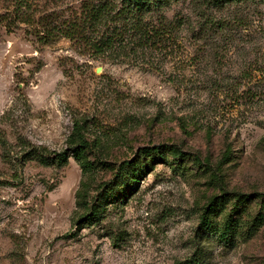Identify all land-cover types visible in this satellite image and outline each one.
<instances>
[{"label": "rangeland", "instance_id": "obj_1", "mask_svg": "<svg viewBox=\"0 0 264 264\" xmlns=\"http://www.w3.org/2000/svg\"><path fill=\"white\" fill-rule=\"evenodd\" d=\"M15 1L0 0V264H264V0H153L142 20L165 33L105 51L37 23L125 0H22L30 23Z\"/></svg>", "mask_w": 264, "mask_h": 264}, {"label": "trees", "instance_id": "obj_2", "mask_svg": "<svg viewBox=\"0 0 264 264\" xmlns=\"http://www.w3.org/2000/svg\"><path fill=\"white\" fill-rule=\"evenodd\" d=\"M15 14L24 22H31L32 16L27 15L25 18L21 15L23 5L26 1H15ZM160 2V1H157ZM158 4V3H157ZM123 8L118 12L113 11L114 3H104L93 7L89 12L84 13V16L72 20H65L61 26H53L50 22L46 25H41L42 20L38 21L40 40H49L56 32L63 37L74 41L75 43L83 42L85 45L94 48L96 51H105L106 49L116 47V45H126L136 39L138 43H148L151 39L159 38L165 32L152 34L154 26L145 23L142 20L143 14L156 5L153 0H125ZM160 3L158 4V6ZM124 14V15H123ZM121 16L126 23L125 30H117L111 25L112 21L120 22ZM126 42V43H125ZM134 43V44H135ZM87 141H83V145L73 148V152L77 158H81L83 148L88 147ZM151 148L143 149L144 152H149ZM41 161L45 164L51 165L55 163H66L68 155L66 152L56 153L53 156H40ZM126 163V162H125ZM203 224L207 227L211 226V222L205 218ZM232 225L230 221H226L224 227L221 229V237L224 240H229L232 233Z\"/></svg>", "mask_w": 264, "mask_h": 264}]
</instances>
